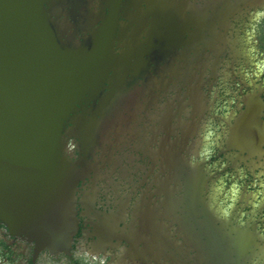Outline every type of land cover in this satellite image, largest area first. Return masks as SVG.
<instances>
[{
	"label": "flooded vegetation",
	"instance_id": "obj_1",
	"mask_svg": "<svg viewBox=\"0 0 264 264\" xmlns=\"http://www.w3.org/2000/svg\"><path fill=\"white\" fill-rule=\"evenodd\" d=\"M74 62L75 230L0 221V264H264V0H46Z\"/></svg>",
	"mask_w": 264,
	"mask_h": 264
},
{
	"label": "water",
	"instance_id": "obj_2",
	"mask_svg": "<svg viewBox=\"0 0 264 264\" xmlns=\"http://www.w3.org/2000/svg\"><path fill=\"white\" fill-rule=\"evenodd\" d=\"M46 0H0V221L55 251L75 230V175L61 153L73 57L47 28Z\"/></svg>",
	"mask_w": 264,
	"mask_h": 264
}]
</instances>
